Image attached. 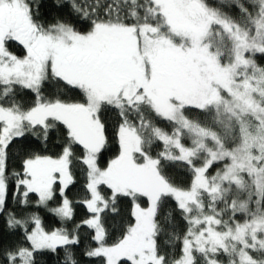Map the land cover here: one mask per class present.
<instances>
[{"label":"snow or ice","instance_id":"obj_1","mask_svg":"<svg viewBox=\"0 0 264 264\" xmlns=\"http://www.w3.org/2000/svg\"><path fill=\"white\" fill-rule=\"evenodd\" d=\"M0 264H264V0H0Z\"/></svg>","mask_w":264,"mask_h":264}]
</instances>
